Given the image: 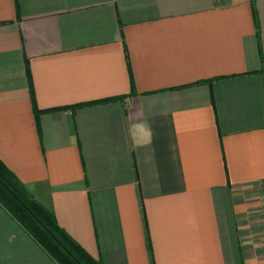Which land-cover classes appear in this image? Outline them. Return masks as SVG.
<instances>
[{
  "label": "crops",
  "instance_id": "0c3cea01",
  "mask_svg": "<svg viewBox=\"0 0 264 264\" xmlns=\"http://www.w3.org/2000/svg\"><path fill=\"white\" fill-rule=\"evenodd\" d=\"M0 162L100 264H264V0H0ZM0 264H60L0 204Z\"/></svg>",
  "mask_w": 264,
  "mask_h": 264
},
{
  "label": "trees",
  "instance_id": "16d2710c",
  "mask_svg": "<svg viewBox=\"0 0 264 264\" xmlns=\"http://www.w3.org/2000/svg\"><path fill=\"white\" fill-rule=\"evenodd\" d=\"M0 204L60 264H100L59 226L55 215L32 198L1 162Z\"/></svg>",
  "mask_w": 264,
  "mask_h": 264
},
{
  "label": "built area",
  "instance_id": "2783aa9c",
  "mask_svg": "<svg viewBox=\"0 0 264 264\" xmlns=\"http://www.w3.org/2000/svg\"><path fill=\"white\" fill-rule=\"evenodd\" d=\"M261 201H262V207H263V211H264V184H263V193L261 196Z\"/></svg>",
  "mask_w": 264,
  "mask_h": 264
}]
</instances>
